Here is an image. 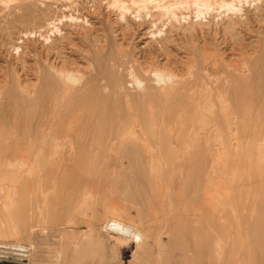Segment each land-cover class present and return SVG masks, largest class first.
<instances>
[{
	"label": "bare ground",
	"instance_id": "6f19581e",
	"mask_svg": "<svg viewBox=\"0 0 264 264\" xmlns=\"http://www.w3.org/2000/svg\"><path fill=\"white\" fill-rule=\"evenodd\" d=\"M66 1L67 11L41 9L39 0H0V37L19 50L15 38L18 31L28 35L38 30L47 37L48 30L54 28L47 27L46 22L66 19L89 38L85 23L75 11L80 3L92 8L105 4L114 12L115 22L125 27L132 20L148 22L155 39L166 32L165 28L168 32L182 29L181 39L191 44L181 47L190 52L185 60L174 59L167 44L161 42L162 58L150 51L136 55L114 42L118 47L115 54L105 32L95 37V46L83 50L82 63L76 59L70 64L67 60L61 65L50 63L48 72L38 64L35 80L30 83L24 74L25 61H21L22 68H0V179L6 178L9 168L15 170V185L0 186L4 200L0 204V232L25 233L28 244L39 247L34 241L38 224L33 221L51 222L49 214L39 213V207L43 204L45 209L56 208L70 178L68 168L60 166L63 161L57 153L63 147L65 155H70L76 140L90 137L88 147L100 148L105 139L116 158L108 172L109 189L106 187L103 200L99 190L92 189L99 185L100 177L80 184L83 174H74L77 183L69 195H78V202L85 201L92 212L101 210L104 225L90 226L89 230L97 235L82 237L72 264H90L96 255L101 263L108 256H117V246L128 242L143 252V260L135 254L141 264H167L175 242L187 244L184 264H264V20L260 19L264 0ZM245 6L254 8L259 22L256 32L249 12H243ZM212 30L215 35L221 32L220 42L207 41ZM243 31L251 36L255 32V39L245 43ZM59 48L55 40V49ZM109 50L110 56L103 60ZM17 57L21 58L19 52ZM5 99L12 103L13 115L9 118ZM21 102L29 106L23 109ZM161 119L167 123L164 128L160 127ZM188 122L199 125L201 137L198 141L191 138L196 141L191 145V155L198 156V160L197 164L178 169L181 175L177 177V191L183 203L177 207L178 219L167 223L162 209L154 205L156 195L165 198L167 192L158 160H151L140 170L134 149L154 150L153 135L170 147L175 143L169 138L175 136L173 140L180 146L182 125ZM93 123L95 127L91 128ZM145 123L151 125L143 127ZM61 134L68 138L63 139ZM209 134H215L222 144L225 141L230 164L238 169L249 168L261 177L259 205L239 201L242 185L241 189L236 184L224 186L218 192L221 188L217 182L216 186L213 172L226 152H219L220 159L217 155L210 163L214 135ZM141 173L146 184L140 182ZM20 241L16 251L19 256L27 255L28 244Z\"/></svg>",
	"mask_w": 264,
	"mask_h": 264
},
{
	"label": "rangeland",
	"instance_id": "374dc122",
	"mask_svg": "<svg viewBox=\"0 0 264 264\" xmlns=\"http://www.w3.org/2000/svg\"><path fill=\"white\" fill-rule=\"evenodd\" d=\"M39 4L41 9L60 8L63 9L64 11H67L69 9L67 7L68 4L66 0H39ZM253 9H254L253 6L251 7L245 6L243 12H247V13L249 12L251 16V24L253 26L254 31L256 32L259 22L256 19V17H254ZM263 14H264V8L260 12V19L262 20H264ZM75 15L80 19L81 23H85L86 29L87 31H89L88 33L90 34L89 38H85V36L83 37V35L79 33L81 29L77 28L76 26H71L69 23H67L66 19H63L60 22H51V21L46 22L47 27L54 28L53 31L48 30L47 37L41 31L38 30L35 33H29L28 35L20 34V31H18L15 38L17 39L16 41H19L17 44V46H20L19 50L16 49V46L11 47L8 44L6 38L0 37V64H1L0 68L4 70L8 67V69L11 70V66L14 65H17V67L22 68L21 61H25L26 66H25L24 74L25 76L26 75L28 76L26 77L28 78V81L30 83L35 80L36 77L35 73L37 72L39 65L42 68H45L46 71L48 72V65L50 63L61 65L63 63V60L65 61L67 60L66 63L70 64L71 61H73L74 59L82 63V60H84L83 55L85 54L84 53L85 51L83 50H85V48L87 49L90 46L91 47L95 46L96 45L95 37L97 35L104 36L106 33L108 34V38L110 37L109 38V42L111 43L110 50L115 54L117 53L116 49H118L116 44L119 45L122 44V48L130 50L131 53H135L136 55L138 54L140 55L142 53L144 54V52L150 51L154 54H160L159 58L163 57V53L161 52L162 50L160 49L161 45L163 44H167L170 53L172 55V58L174 59L178 58L180 60H185L188 53L190 52L188 48L181 47V45L187 46L191 44V43H185L182 40L183 38L181 39L180 36L182 35V29L173 28L171 32H168L167 31L168 28H165L166 32H164L162 36H159L158 38L155 39L152 36V34H150V27L148 22L146 21L139 22L132 20L130 24L127 27H125L123 23L120 24V22L118 23L115 22L114 12L109 10V8H107L105 4L98 5L97 8H92L87 5H82L80 3L79 8L75 11ZM255 32H252V34L254 35ZM243 33H244L245 43L255 39V36L253 35L251 36L248 32L246 33V31H243ZM221 35H222L221 32L215 35L212 30L209 32V34H207L208 36L207 41L210 43L220 42ZM20 37L22 38V40H20ZM166 37L169 38L167 42L165 40ZM197 38L199 43L202 44L201 37L199 36ZM55 40H57V42L60 44L59 51L55 49ZM110 50L104 55L103 60L107 59L110 56V52H111ZM18 52H19V56L21 57L20 59H18L17 57ZM79 58H81V60ZM1 69H0V78L3 75L2 74L3 70ZM21 71L23 72V69H21ZM5 102H6L5 103L6 115L9 118L11 117V115H13V108L11 106L12 103L10 102L9 99H5ZM21 104L23 109L29 106V103H26L27 105L25 106L23 105V102H21ZM63 113H66V111H63L62 114ZM159 124L160 127L162 128L167 126V123L164 122L163 119L159 121ZM149 125H151V123L149 124L145 123L143 124V127H149ZM182 126H184V130L182 133V144L180 146L176 141L173 140V137L175 136L169 138V140L175 143V145L170 147L169 145L163 146V144H161L160 142L159 137L153 135L152 137H153L154 150L148 147H146V149L145 148L134 149V152L136 153V157H138L141 163L140 170L143 169L148 164H150L151 160L155 162H157L158 160L157 167L166 184L167 192L165 198L164 195L161 194L156 195L154 205L162 209L161 212L166 217L167 223H170L171 221L173 222L178 219L179 211L177 207L182 205L183 203L182 202L183 197H181V195L177 191L178 190L177 185H179V180H178L179 178L177 177H180L181 175L180 171L178 172V169L179 167L187 168V166H190L191 164H197V160H198V156L194 154L191 155V145H193L196 141L199 140L198 138L201 137V133L199 132V125L197 123L196 124L193 123L192 125L188 122L187 124ZM90 127L94 128L95 123H93ZM176 132L177 131H174L173 135H176L175 134ZM61 135L65 140L68 138V135L65 134H61ZM203 135L206 134L204 133L202 134V136ZM209 135H212L211 137H213L214 135L213 137L214 140L211 139L214 142H212V145L209 148L210 163H211V159H215L217 155L218 156L216 158L218 159H220V157L222 158L221 159L222 161L216 159L220 162L217 161L219 163V166L217 163L215 167L216 170L214 169L215 172H213V175L215 174L213 176L215 184L216 182L217 184L218 183L220 184L222 182L220 185L218 184V187L221 188L220 189L217 187L218 189H220L218 192L224 190L226 187H228V185L229 187H231L232 185L236 184L239 185V189L242 188L240 190L242 196L241 194L240 196L242 197L243 200L240 199L241 197L239 196V201L241 200L247 202L246 204L250 206L259 205L258 197H257V192H258L257 189L259 187V183L261 182L260 181L261 177H259L257 173L252 172V170L250 171L249 168H246V170L245 168L238 169L237 166L230 164L228 162V149L225 141H223V144L225 145L224 146L225 149H224L222 148L223 147L222 140L221 141L218 140L215 137V134H209ZM191 138L193 140L196 139V141H192ZM91 140L92 139L90 137L87 138L82 137L76 140L77 144H75V149L73 152L70 153V155L67 156L65 155V149L63 147H61L60 151L57 153V155L59 154L60 155L59 156L56 155L57 158L61 159V160L59 159L60 161H63L62 165L60 164V166L63 168H68V174L70 178L68 180V186L65 188L64 193L57 201L56 208L45 209L43 204H41L39 207L40 210L39 213L42 215L49 214L51 221L49 224L46 223L45 219H37L33 221L34 224H38L37 225L38 228L35 231L36 238L34 237V241L37 243V245H39V247H35L34 245L30 246L31 244L30 240L29 242H27L29 238L25 233H21L20 235H15L9 232H0V264H57L56 262H57L58 254L61 255L58 264H72L74 253L78 248L82 237L84 235L93 236V237L97 235L96 231L89 230V228L90 226H95L96 228L102 227L104 223L101 222L102 219L104 218V214L101 212V210L98 209L95 210L94 212L89 210L88 205L85 201L79 203L78 200L80 199V197L78 195H76L75 197L69 195V192H71L72 190V185L77 183L74 180L75 173L83 174L84 178L83 179L81 178L80 184H85L86 182H90L91 180H95L98 179V177H100L99 185L97 187L95 186V188L92 189L96 190L97 188L99 190V192L102 195L100 198L101 200H103L104 198L103 197L104 193L108 192L106 191L107 188L109 189L108 172L115 162L116 154L114 151L110 150L109 148L110 144L106 142L107 140L105 139L102 140L104 146L100 148H90L88 147V144L91 142ZM215 141H217L219 144ZM213 143H217L215 144L216 146ZM217 146L219 147L217 148ZM174 148L177 152H175ZM188 150H190V152ZM222 150H225L223 152H226L224 153V155H226L225 158L223 154H222L223 156L219 157V155H221V153L219 152H222ZM170 152H172L171 155H169ZM188 152L190 153V156H188L189 155ZM183 153L185 155H183ZM156 156L158 159L156 158ZM183 158L185 159L186 162L185 161L182 162V160H184ZM226 158L227 160L225 161L224 159ZM176 160H179V162H177ZM160 163L162 167L160 166ZM10 170L12 171L14 169L9 168L7 170L6 178L0 179V186L1 185L3 186L4 184L9 186L15 185L14 181L12 180L13 175L15 174L14 173L15 170L12 172ZM176 171L177 173H175ZM240 177H242L241 178L242 181H240ZM216 178L219 180L216 181L217 180ZM139 179L140 182L146 184L147 182L146 178L143 176L142 173L140 174ZM225 181L226 184H224ZM235 181L236 183H234ZM245 183L247 185H245ZM248 191H250V194ZM246 195L248 196V198H246ZM41 197L39 196V198ZM3 201L4 200L0 197V204H2ZM113 201L117 203L115 199ZM102 202L103 201H100L101 204ZM262 208L264 209V206ZM174 215H176L177 217H175ZM42 228H46L45 229L46 231L43 232ZM18 238L22 239V242L25 243L26 245L30 243L28 244L27 255L19 256L18 252L16 251V248L21 245L20 243L21 241ZM35 239H37V241ZM117 248H118L117 256L115 257L108 256L105 260L101 261L100 263V256L96 255L91 260L90 264H141L140 262L136 261L135 254H138L141 260L145 258V256H143L142 251L141 252L139 251L140 252L139 253L136 250V246L133 242L121 244L117 246ZM186 248H187L186 242L185 243L175 242L171 246V257L166 261V263L184 264L185 259L183 257V254L186 252ZM162 262L164 263V261Z\"/></svg>",
	"mask_w": 264,
	"mask_h": 264
}]
</instances>
